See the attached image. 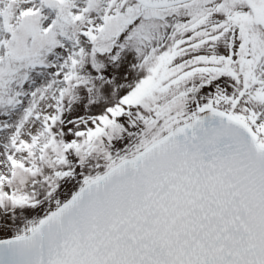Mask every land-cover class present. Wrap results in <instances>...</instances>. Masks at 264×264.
<instances>
[{"label":"snow or ice","instance_id":"6c2138e0","mask_svg":"<svg viewBox=\"0 0 264 264\" xmlns=\"http://www.w3.org/2000/svg\"><path fill=\"white\" fill-rule=\"evenodd\" d=\"M0 264H264V0H0Z\"/></svg>","mask_w":264,"mask_h":264}]
</instances>
